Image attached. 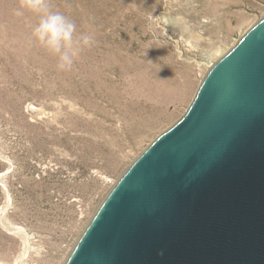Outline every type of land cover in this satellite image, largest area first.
Listing matches in <instances>:
<instances>
[{"label": "rangeland", "instance_id": "rangeland-1", "mask_svg": "<svg viewBox=\"0 0 264 264\" xmlns=\"http://www.w3.org/2000/svg\"><path fill=\"white\" fill-rule=\"evenodd\" d=\"M18 6L0 0V264L21 255L24 232L23 264H67L114 186L264 19V0H49L94 36L69 71Z\"/></svg>", "mask_w": 264, "mask_h": 264}, {"label": "water", "instance_id": "water-1", "mask_svg": "<svg viewBox=\"0 0 264 264\" xmlns=\"http://www.w3.org/2000/svg\"><path fill=\"white\" fill-rule=\"evenodd\" d=\"M67 264H264V19L114 186Z\"/></svg>", "mask_w": 264, "mask_h": 264}, {"label": "clouds", "instance_id": "clouds-1", "mask_svg": "<svg viewBox=\"0 0 264 264\" xmlns=\"http://www.w3.org/2000/svg\"><path fill=\"white\" fill-rule=\"evenodd\" d=\"M25 12L38 16L32 29V40L56 58V67L60 71L71 70L82 51L95 42L92 34L78 33L77 24L70 17L52 10L49 0H19L15 15L23 16Z\"/></svg>", "mask_w": 264, "mask_h": 264}, {"label": "bare ground", "instance_id": "bare-ground-1", "mask_svg": "<svg viewBox=\"0 0 264 264\" xmlns=\"http://www.w3.org/2000/svg\"><path fill=\"white\" fill-rule=\"evenodd\" d=\"M227 55H228V54H227ZM15 228H16V227H15ZM15 228H14V229H15ZM10 229H11V228H10ZM87 229H88V228H87ZM19 230H20V229H19ZM15 231H16V230H15ZM15 231H13V232H15ZM20 231H22V229H21ZM85 232H86V231H85ZM15 233H16V232H15ZM21 233H22V232H21ZM21 233H20V234H21ZM22 234H23V233H22ZM83 235H84V234H83ZM25 239H26V236H25V232H24V234H23V242H24V244H23L24 247H23V248H24V249H23L22 253H20L21 255L19 254L20 256L15 260L14 264H23V263H22V261H23V260H22V257H26L25 254H26V252H27L26 249H27V247H28V246H26L28 240L26 241ZM28 248H29V247H28ZM71 255H72V253H71Z\"/></svg>", "mask_w": 264, "mask_h": 264}, {"label": "trees", "instance_id": "trees-1", "mask_svg": "<svg viewBox=\"0 0 264 264\" xmlns=\"http://www.w3.org/2000/svg\"><path fill=\"white\" fill-rule=\"evenodd\" d=\"M0 166H1V169H2V166H3L2 163H0Z\"/></svg>", "mask_w": 264, "mask_h": 264}]
</instances>
